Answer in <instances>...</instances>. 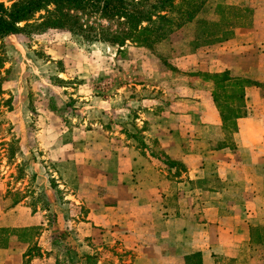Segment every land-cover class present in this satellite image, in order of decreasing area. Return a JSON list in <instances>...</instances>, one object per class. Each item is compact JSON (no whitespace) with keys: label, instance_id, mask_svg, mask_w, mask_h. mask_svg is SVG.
<instances>
[{"label":"crops","instance_id":"obj_1","mask_svg":"<svg viewBox=\"0 0 264 264\" xmlns=\"http://www.w3.org/2000/svg\"><path fill=\"white\" fill-rule=\"evenodd\" d=\"M251 9V22L224 42L183 57L158 44V70L168 55L178 72L168 89L158 87V101L139 106L144 152L113 133L58 146L56 178L43 182L28 164L48 210H33L28 197L13 203L0 177V230H40L31 243L9 235L0 264H23L32 243L41 256L29 264H56L59 233L71 235L74 264L104 247L130 253V264H251V231L264 229V6ZM197 20L182 31L193 36ZM225 71L250 82L246 113L233 131H224L211 82L201 76ZM51 208L54 226L46 217Z\"/></svg>","mask_w":264,"mask_h":264},{"label":"rangeland","instance_id":"obj_2","mask_svg":"<svg viewBox=\"0 0 264 264\" xmlns=\"http://www.w3.org/2000/svg\"><path fill=\"white\" fill-rule=\"evenodd\" d=\"M246 1L250 8L264 6V0ZM214 8L215 0H209L197 18L213 19ZM111 27L116 28L114 24ZM182 29L162 41L169 43L173 57L191 53L193 42L188 39L194 41V35ZM158 44L151 49L131 44L118 49L102 42L88 44L69 32L56 30L40 35H10L0 42L7 58L0 71L4 90L0 99V177L8 184L12 201L19 194L28 197L27 204L34 202L42 208L46 203L49 208L48 199L41 197L44 192L35 189L37 175L26 173V168L35 164V170L45 176L40 178L43 182L48 175L56 178L53 159L58 146L64 143L75 144L83 141L82 137H90V143L120 133L135 141L132 145L140 151L147 149L142 142L147 128L136 122L140 119L139 106L158 101V87L160 93L168 89L178 72L167 62L168 55L165 66L158 70ZM152 146L158 154V146ZM55 180L52 183L56 187ZM58 194L55 192L56 197ZM51 209L46 217L54 226L55 213ZM55 238L57 261L74 264L71 235L59 233ZM93 254L96 264L131 263L130 253L116 247H104ZM250 262L264 264V246L256 248Z\"/></svg>","mask_w":264,"mask_h":264},{"label":"trees","instance_id":"obj_3","mask_svg":"<svg viewBox=\"0 0 264 264\" xmlns=\"http://www.w3.org/2000/svg\"><path fill=\"white\" fill-rule=\"evenodd\" d=\"M208 1L0 0V42L10 35H40L56 30L69 32L88 44L102 42L118 49L131 44L151 49L194 21ZM252 15V9L246 0H215L213 19L197 21L190 52L230 39L235 28L251 22ZM100 22L107 23L108 26L105 27ZM113 24L116 26L114 30L111 27ZM6 62V55L0 50V71ZM201 76L211 82L214 104L224 131L235 130L236 119L246 113L244 90L250 82L234 78L227 71ZM3 95L0 83V99ZM17 195L18 198L13 203L24 199ZM41 197L46 199L45 195ZM28 205L33 210L37 209L34 202ZM40 209L47 210V204ZM251 232L252 249L264 246V229L257 227ZM9 235L31 243L33 238L39 237L40 230H0V247L7 246ZM38 256L41 255L36 243L30 244L24 254L23 264H29L33 257ZM95 257V254L85 256L86 264H96ZM56 264L60 262L56 261Z\"/></svg>","mask_w":264,"mask_h":264}]
</instances>
